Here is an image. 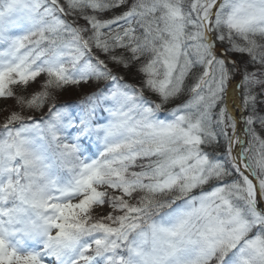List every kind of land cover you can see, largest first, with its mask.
<instances>
[{"label":"snow or ice","instance_id":"1","mask_svg":"<svg viewBox=\"0 0 264 264\" xmlns=\"http://www.w3.org/2000/svg\"><path fill=\"white\" fill-rule=\"evenodd\" d=\"M0 99V264H264V0H0Z\"/></svg>","mask_w":264,"mask_h":264},{"label":"trees","instance_id":"2","mask_svg":"<svg viewBox=\"0 0 264 264\" xmlns=\"http://www.w3.org/2000/svg\"><path fill=\"white\" fill-rule=\"evenodd\" d=\"M84 93L83 92H81V90L77 87L76 89H74V90H72V89H70L68 92H66V93H64L61 97H60V99L63 101V100H67V101H78V100H80L81 98H82V95H83ZM187 93H185V98L187 97ZM11 100V99H10ZM2 109L1 110H3V112H1L0 113V124H2L3 123V121H4V119H5V112L6 111H11V110H18V106H13V108H9V110L7 109V110H5V109H3V107H1ZM257 127V129L259 130V125H257L256 126Z\"/></svg>","mask_w":264,"mask_h":264},{"label":"rangeland","instance_id":"3","mask_svg":"<svg viewBox=\"0 0 264 264\" xmlns=\"http://www.w3.org/2000/svg\"><path fill=\"white\" fill-rule=\"evenodd\" d=\"M37 88H38V86H37ZM31 91V89L29 90V92ZM184 98H185V96H184ZM187 98V97H186ZM16 105V103H15V100L14 99H8V100H3V99H0V113L1 112H3V110H1L2 108L1 107H3V109H5V110H9V108H13V106H15Z\"/></svg>","mask_w":264,"mask_h":264}]
</instances>
